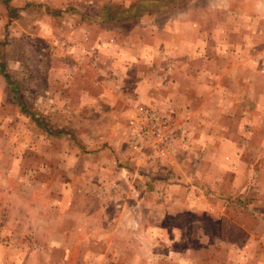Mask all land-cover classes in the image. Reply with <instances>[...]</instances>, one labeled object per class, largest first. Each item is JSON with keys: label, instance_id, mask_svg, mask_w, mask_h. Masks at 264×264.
Here are the masks:
<instances>
[{"label": "rangeland", "instance_id": "obj_1", "mask_svg": "<svg viewBox=\"0 0 264 264\" xmlns=\"http://www.w3.org/2000/svg\"><path fill=\"white\" fill-rule=\"evenodd\" d=\"M0 264H264V0H0Z\"/></svg>", "mask_w": 264, "mask_h": 264}, {"label": "trees", "instance_id": "obj_2", "mask_svg": "<svg viewBox=\"0 0 264 264\" xmlns=\"http://www.w3.org/2000/svg\"><path fill=\"white\" fill-rule=\"evenodd\" d=\"M4 76L6 77V74H4Z\"/></svg>", "mask_w": 264, "mask_h": 264}]
</instances>
